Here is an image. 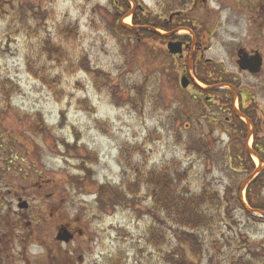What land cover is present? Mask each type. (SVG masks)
Returning a JSON list of instances; mask_svg holds the SVG:
<instances>
[{
	"label": "rangeland",
	"instance_id": "1",
	"mask_svg": "<svg viewBox=\"0 0 264 264\" xmlns=\"http://www.w3.org/2000/svg\"><path fill=\"white\" fill-rule=\"evenodd\" d=\"M138 1L151 24L181 13L175 28L190 45L182 59L170 55L167 40L137 41L122 33L121 25L132 26L140 15L137 9L124 15L119 0H0L5 203L14 198L7 192L13 177L21 179L22 194L27 176L38 172L51 180L45 191L50 199L38 197L37 203L57 207L86 231L88 240L79 242L76 255L83 256L82 264H264V222L248 218L239 206L237 189L246 176L240 167L230 170L242 145L237 114L229 107L233 96L181 86L192 50L193 78L207 80L209 68L223 70L226 81L251 94L246 105L260 126L264 153V97L257 91L264 86V67L254 77L237 64L242 48L264 57V0ZM239 105L234 103L235 111ZM253 142L251 137L249 148ZM164 168L187 195L204 187L221 195L213 226L198 232L199 248L167 214L154 211L144 183L137 196L128 195L136 171L145 177ZM259 194L264 203V188ZM40 253L30 250L33 257Z\"/></svg>",
	"mask_w": 264,
	"mask_h": 264
},
{
	"label": "trees",
	"instance_id": "2",
	"mask_svg": "<svg viewBox=\"0 0 264 264\" xmlns=\"http://www.w3.org/2000/svg\"><path fill=\"white\" fill-rule=\"evenodd\" d=\"M122 2L121 10H124V15L129 13L131 10L130 5L127 0H119ZM137 6H139L140 2L138 0H134ZM119 9V10H120ZM140 15L139 20L134 18L133 26L134 27H146L152 26L153 28L162 30L165 33L172 32L175 29V23H171L170 20L162 21L159 17L156 18L154 24H151L149 17L146 19L142 17V13L138 10L137 16ZM182 18V17H180ZM178 18L177 20H180ZM176 20V19H175ZM126 35L136 39H139L142 36H146V38L153 39L154 36L149 32H137L134 30H125L120 28ZM160 38V37H158ZM178 39V38H175ZM212 69L209 68V72H207V80L202 76H198L197 79L199 82L204 85L207 89L219 87L222 85H229L231 87H235L234 84L226 81V75H224L223 70H218L217 73L211 72ZM214 70V69H213ZM31 72H33L31 70ZM34 73V72H33ZM208 79L212 82L209 83ZM199 91L206 96H220L223 94L231 95L230 91L220 90L215 88L214 90L208 92V90H204L199 88ZM258 93L264 97V86L261 89H257ZM238 96L240 98V112L251 121L253 124V145L252 149L254 153L264 162V153L263 149L259 146V139L261 129L260 126H257V120L253 116L252 111L250 110V106L246 105L248 102V97L251 95L249 92L245 91H237ZM242 96V97H241ZM208 103H212L214 101L212 98L206 99ZM218 103V101H215ZM230 109H233V102L230 100L229 102ZM239 125L236 126V131L241 132L242 135V145L240 146V150L238 151L237 157L230 160V170L232 165L235 167H240L242 170V174L246 176V179L253 175L257 171V167L253 161V158L246 150L249 129L246 124H244L237 116L235 117ZM233 167V168H235ZM235 170V169H234ZM138 175L137 180L135 182H129L127 185L128 195L137 196L139 194V190L141 185L144 183L148 187L149 197L152 199L154 204V211L157 210L167 214L173 221L183 229H185V239L191 245L199 248L200 242L198 237V232L210 230L213 226V220L215 217L214 212L220 211L223 205V200L219 192L212 190L211 188L204 187L199 194L187 195L180 189V183L176 178H173L170 171L167 168L162 169L161 171H154L152 173L146 174L144 177L141 171H136ZM245 179V180H246ZM245 182V181H244ZM264 188V170L262 173L251 183V185L247 189V203L249 207L256 210H261L264 212V203H262L256 197H259V191ZM238 196L241 192V186L238 187ZM113 193L118 194L122 199L126 197L123 195V191L121 189L113 188ZM125 194V193H124ZM257 194V195H254ZM123 195V196H122ZM239 206L243 209L240 200ZM248 218L254 220L255 222H264L263 219H258L253 217L252 215L247 214ZM175 264H185L184 261L175 260Z\"/></svg>",
	"mask_w": 264,
	"mask_h": 264
},
{
	"label": "flooded vegetation",
	"instance_id": "3",
	"mask_svg": "<svg viewBox=\"0 0 264 264\" xmlns=\"http://www.w3.org/2000/svg\"><path fill=\"white\" fill-rule=\"evenodd\" d=\"M37 175L38 172L25 177L28 195L22 194L21 179L13 177L12 189L7 192L14 198L8 203L7 194L0 189V264H34V259H41L42 264H82L83 256L76 257L80 252L78 244L88 240V234L77 220L60 216L57 207L48 202L37 203L38 197L50 199L45 191L52 184ZM33 247L41 250L37 257L30 254ZM109 264H113V259Z\"/></svg>",
	"mask_w": 264,
	"mask_h": 264
},
{
	"label": "water",
	"instance_id": "4",
	"mask_svg": "<svg viewBox=\"0 0 264 264\" xmlns=\"http://www.w3.org/2000/svg\"><path fill=\"white\" fill-rule=\"evenodd\" d=\"M123 28L134 29L136 31H149V32L156 34V35L159 34V31H157L153 28H149V27L133 28V27H129V26H123ZM170 36H172V34L169 35L168 37H170ZM168 49L172 55H180L183 52V46L181 43H169ZM238 57H239V61L237 62V64H238L241 72L247 71V72H249L255 76L259 75L261 73L262 66H263V59H262L261 55L259 54V52H256V53H254V55L250 56L244 50H240L238 52ZM189 70H190V67H189ZM190 82L195 83V80L191 76H190V78L184 77L182 79L183 88H187L189 86ZM235 112L237 113V115L239 117L244 118L243 115H241L239 113V111H235ZM248 125H250L249 121H248ZM249 152L252 155H255L251 150H249ZM259 163H260L259 170L251 178H254L255 176H257L259 174V172L261 171L262 162L259 160ZM251 178L243 185L242 191L246 189ZM242 205H243V207L247 213H249L253 216H256V217L264 218V213L256 211V210H252L250 208H247L245 202H242ZM60 239H63V238H60Z\"/></svg>",
	"mask_w": 264,
	"mask_h": 264
},
{
	"label": "bare ground",
	"instance_id": "5",
	"mask_svg": "<svg viewBox=\"0 0 264 264\" xmlns=\"http://www.w3.org/2000/svg\"><path fill=\"white\" fill-rule=\"evenodd\" d=\"M128 21H129V19L126 21V24H129ZM180 34H184V33H180Z\"/></svg>",
	"mask_w": 264,
	"mask_h": 264
}]
</instances>
